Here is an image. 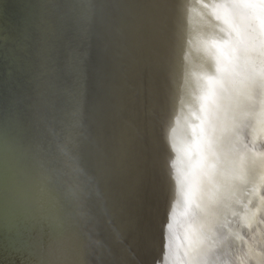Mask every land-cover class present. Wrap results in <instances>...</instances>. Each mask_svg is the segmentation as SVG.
<instances>
[{"label":"water","instance_id":"water-1","mask_svg":"<svg viewBox=\"0 0 264 264\" xmlns=\"http://www.w3.org/2000/svg\"><path fill=\"white\" fill-rule=\"evenodd\" d=\"M260 195L264 0H0V264H221Z\"/></svg>","mask_w":264,"mask_h":264},{"label":"bare ground","instance_id":"bare-ground-1","mask_svg":"<svg viewBox=\"0 0 264 264\" xmlns=\"http://www.w3.org/2000/svg\"><path fill=\"white\" fill-rule=\"evenodd\" d=\"M262 215L264 225V213ZM255 217L251 227L244 230V239L230 243L221 264H264V244L261 236L264 234V226L257 224L255 221L259 216Z\"/></svg>","mask_w":264,"mask_h":264},{"label":"rangeland","instance_id":"rangeland-1","mask_svg":"<svg viewBox=\"0 0 264 264\" xmlns=\"http://www.w3.org/2000/svg\"><path fill=\"white\" fill-rule=\"evenodd\" d=\"M257 213H258V220H256L255 222H257L258 221V223H260L261 225H263L262 223H263V215H262V213H264V195H260V198H259V200H258V202H257ZM257 223V224H258ZM264 226V225H263ZM262 236V242H263V244H264V234L263 235H261ZM252 248V247H251ZM238 250H240L239 248H238ZM259 260H262V259H260L259 258ZM263 264V263H262Z\"/></svg>","mask_w":264,"mask_h":264}]
</instances>
